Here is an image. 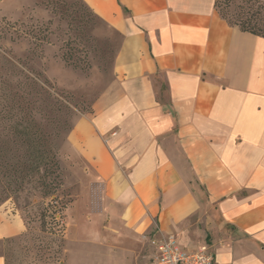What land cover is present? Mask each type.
Here are the masks:
<instances>
[{"label": "crops", "instance_id": "crops-1", "mask_svg": "<svg viewBox=\"0 0 264 264\" xmlns=\"http://www.w3.org/2000/svg\"><path fill=\"white\" fill-rule=\"evenodd\" d=\"M81 1L117 39L62 148L91 259L152 264L178 234L212 264H264V39L215 0ZM24 230L0 208V241Z\"/></svg>", "mask_w": 264, "mask_h": 264}, {"label": "rangeland", "instance_id": "rangeland-1", "mask_svg": "<svg viewBox=\"0 0 264 264\" xmlns=\"http://www.w3.org/2000/svg\"><path fill=\"white\" fill-rule=\"evenodd\" d=\"M116 42L81 0H0V208L27 226L0 241L8 264H116L88 254L95 247L84 240L93 238L79 228L84 207L78 212L75 172L62 153L73 123L111 79ZM57 120L64 128L54 141L58 176L43 181L41 169L30 173L29 144L16 136L28 129L44 137ZM49 198L62 209L59 231L44 217Z\"/></svg>", "mask_w": 264, "mask_h": 264}, {"label": "trees", "instance_id": "trees-1", "mask_svg": "<svg viewBox=\"0 0 264 264\" xmlns=\"http://www.w3.org/2000/svg\"><path fill=\"white\" fill-rule=\"evenodd\" d=\"M214 7H216L219 16L231 27H237L241 32L256 35L264 39V0H215ZM85 8L90 10L86 6ZM90 13L94 14L92 10H90ZM62 112L67 115L68 108L63 106L57 110V114H60V116ZM19 126L21 125H17L16 127ZM52 129V133L47 134L44 132V137L36 132H28V129L21 130L19 135L16 136L18 140L22 139L23 143L25 141V143L29 144V154L26 156V159H28L27 162L30 164V173L38 174V171L41 169L43 181L48 180L50 176H58L59 163L56 157V143L54 141L59 137V131L64 128L60 126L59 120H57L56 126L52 127ZM16 166V170L18 171L20 166L18 164ZM19 186L21 187L22 183ZM47 187L48 192L45 195L49 194L50 197V192L53 189L49 182H47ZM55 203V198L52 200L48 199L46 206L48 216H44L45 219L47 217L50 220V231L54 230L55 227L58 231L60 230L59 224L63 217L62 209H57ZM24 224L26 228V222ZM4 261L8 264L5 256Z\"/></svg>", "mask_w": 264, "mask_h": 264}, {"label": "built area", "instance_id": "built-area-1", "mask_svg": "<svg viewBox=\"0 0 264 264\" xmlns=\"http://www.w3.org/2000/svg\"><path fill=\"white\" fill-rule=\"evenodd\" d=\"M156 243L152 264H212L209 247L201 246L192 252L183 250L178 234L161 235Z\"/></svg>", "mask_w": 264, "mask_h": 264}]
</instances>
